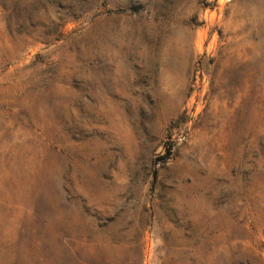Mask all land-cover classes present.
I'll list each match as a JSON object with an SVG mask.
<instances>
[{"label":"rangeland","instance_id":"obj_1","mask_svg":"<svg viewBox=\"0 0 264 264\" xmlns=\"http://www.w3.org/2000/svg\"><path fill=\"white\" fill-rule=\"evenodd\" d=\"M0 264H264V0H0Z\"/></svg>","mask_w":264,"mask_h":264}]
</instances>
